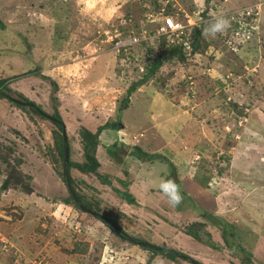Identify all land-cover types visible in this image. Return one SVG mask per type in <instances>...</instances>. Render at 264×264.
<instances>
[{
  "label": "rangeland",
  "instance_id": "374dc122",
  "mask_svg": "<svg viewBox=\"0 0 264 264\" xmlns=\"http://www.w3.org/2000/svg\"><path fill=\"white\" fill-rule=\"evenodd\" d=\"M164 16L186 26L189 43L212 17L229 27L201 35L194 54L165 63L123 108L167 41L130 40L125 50L115 42L153 32ZM0 23V80L13 78L5 94L57 112L73 161L83 158L80 129L119 117L123 128L103 131L96 151L107 181L72 171L96 212L200 264H264V0H0ZM48 117L0 98V155L32 190H0V264H192L131 244L63 203L59 130ZM135 147L160 159L143 162ZM6 171L0 159V184ZM167 179L177 181L178 205L160 190ZM217 218L232 227L233 247Z\"/></svg>",
  "mask_w": 264,
  "mask_h": 264
},
{
  "label": "trees",
  "instance_id": "16d2710c",
  "mask_svg": "<svg viewBox=\"0 0 264 264\" xmlns=\"http://www.w3.org/2000/svg\"><path fill=\"white\" fill-rule=\"evenodd\" d=\"M205 26V25H204ZM0 28H3V25L0 23ZM202 29L200 27H197L194 30V38L192 40L191 43H189L186 39L185 41L188 43L189 48L187 52L185 51V48L182 46V44H164L165 39H161L160 41L163 43H161V45L159 46L158 52H156V55L154 58H152L150 61V64L146 65L143 69V75L141 80L132 83L128 89H127V99L124 100V103L122 105L123 108H125V106L128 103V98L129 96L135 92L140 85H142L143 83H145L149 77H151V75H153L154 73H156L157 70H159L162 66H164L165 63H170L171 61H173V59L177 58L179 61H183L185 60L186 56L190 55V54H194L198 47H199V42H200V37L202 35ZM141 34V33H140ZM139 34V35H140ZM185 35H183L184 38ZM160 43V42H159ZM32 72H27L26 74H22V75H27V74H31ZM19 76H16L15 78H18ZM13 78H7V79H1L0 80V91L5 93V91L9 90L8 88V84L9 81L12 80ZM8 96V95H7ZM0 98L1 99H6L5 96L0 94ZM25 102L28 103H32L27 99H23ZM11 104H14L18 109H22V110H30L33 113L37 114L40 117H48L45 114L41 115L39 114L37 111H35L33 108L31 107H26V106H20L17 105L13 102H10ZM34 104V103H32ZM35 105V104H34ZM36 106V105H35ZM39 110L40 108L38 106H36ZM49 118V117H48ZM52 118L56 119V122H53L55 124V126L57 127V129L59 130V132L54 131L53 132V139H54V144H55V148H56V153L58 155L59 161H61V165L60 168L62 169V160H63V141H62V119L61 117L58 115L57 112L54 113V115L52 116ZM120 124V120L118 117V120H116L115 122H111V123H105L103 125L98 126L94 132H92L91 130L87 129V128H82L80 129V131L78 132L80 138H81V144H82V160L81 161H73L71 159V146H70V142H69V138L68 140V146H69V156H68V161H67V170H68V176H69V180H70V184L74 190V193L77 197V199L82 203L83 206H85L86 208H88L89 210L95 211L93 209V205L91 202H89L88 200H86V198L79 193V190L75 187L76 186V179L72 176V171L76 170L79 173H81L82 175L85 176H89V175H96L98 177L101 178L102 181H107L104 178L105 177H101L98 174V169L100 168V162L97 159L96 156V151L99 145V136L100 134L107 130V129H114V130H119L118 129V125ZM135 150L137 151V157L138 159H140L143 162H152L156 159H160L159 156H157L156 154H148L146 152H143L139 147H135ZM0 159L1 161L7 166L8 171H6V176L5 179L2 181V183L0 184V190L1 191H5L8 190L11 186V183L16 184L18 187L21 186L23 188L24 191L26 192H31L32 190L30 187V184L28 181L30 178L28 176H25L20 169L16 168V167H12V165H10L9 160L6 156H1L0 155ZM163 161V160H162ZM16 164L17 167H19V165L21 164V160L17 159L16 160ZM62 171V170H61ZM59 175L62 178V172H59ZM177 182V181H175ZM130 197V196H129ZM63 203L68 204V205H72L73 207H75L76 209H78L79 211L82 212V210L80 209V207L78 206V204L75 202L74 198L72 197V195L68 192V197L66 199H63ZM128 199V198H127ZM130 202H132L133 200L128 199ZM97 210V209H96ZM205 215V214H203ZM220 226L222 228V238L224 243L229 246V247H233V242L230 241L229 237L234 236V233L232 231H230L228 228H232L231 226H229L224 220H221L220 218H217ZM112 221V220H111ZM116 226L117 224L115 223V221H112ZM195 227L197 228H202V224L200 223H196L194 224ZM106 226V225H105ZM107 228H109L108 226H106ZM119 228V226H117ZM110 229V228H109ZM111 230V229H110ZM112 231V230H111ZM186 234L191 236L192 238H194L197 241H202L197 233V231L195 230H191L190 228L186 230ZM124 240H126L125 238H122ZM174 253L168 252L165 254L159 253V252H155V251H150L153 254H160V255H164L167 258L170 259H176V255L175 253H178L175 250Z\"/></svg>",
  "mask_w": 264,
  "mask_h": 264
},
{
  "label": "water",
  "instance_id": "95a60500",
  "mask_svg": "<svg viewBox=\"0 0 264 264\" xmlns=\"http://www.w3.org/2000/svg\"><path fill=\"white\" fill-rule=\"evenodd\" d=\"M0 94L5 96L7 100H9L10 102H13L17 105L20 106H28L33 108L35 111H37L39 114L43 115L44 113L39 110L34 104L32 103H28V102H24V101H20L17 100L15 98H12L10 96H7L4 92L0 91ZM50 118V117H49ZM50 120L52 122H56V119L54 118H50ZM63 128H62V141H63V160H62V180L68 190V192L72 195V197L74 198L75 202L78 204V206L80 207V209L82 210V212H85L91 216H93L94 218H96L97 220H99L100 222H102L103 224H105L106 226H108L116 235L121 236L123 238H125L128 242H130L131 244L140 246L141 248H144L146 250H152L155 252H159L162 254L171 252L174 253V251H171L167 248H162L159 246H155L152 245L150 243L144 242V241H140L137 240L135 238H132L130 236H128L122 229L118 228L108 217L102 215L101 213H98L96 211H92L89 210L88 208H86L85 206L82 205V203L77 199L74 190L70 184V180H69V176H68V170H67V161H68V156H69V146H68V140H67V136H66V131L64 129V125L62 124ZM119 129H122V124L118 125ZM175 255L177 257L182 258L185 261H190L192 264H200L195 260H192L191 258L184 256L182 254L179 253H175Z\"/></svg>",
  "mask_w": 264,
  "mask_h": 264
},
{
  "label": "built area",
  "instance_id": "2783aa9c",
  "mask_svg": "<svg viewBox=\"0 0 264 264\" xmlns=\"http://www.w3.org/2000/svg\"><path fill=\"white\" fill-rule=\"evenodd\" d=\"M185 28L186 26L183 25L182 22L179 21L178 19L172 16H164L161 25L158 26L153 32L143 31L139 36L137 35V36L123 37L115 42V46L117 45V48L120 47L119 49L125 50L126 47H128L129 45L124 47V45H122L123 42H128L130 40H133L134 42L131 43L138 45L141 44V42H147L155 37H160V38H164L167 41L166 44L168 45L174 43L182 44V46L187 49L189 48V45L183 39ZM134 38L137 39L135 40ZM170 38L172 39L170 40Z\"/></svg>",
  "mask_w": 264,
  "mask_h": 264
},
{
  "label": "clouds",
  "instance_id": "9594fccd",
  "mask_svg": "<svg viewBox=\"0 0 264 264\" xmlns=\"http://www.w3.org/2000/svg\"><path fill=\"white\" fill-rule=\"evenodd\" d=\"M229 27V21L222 17H212L205 25L202 35L205 37H215L217 34H222ZM160 190L167 197L170 205H178L182 201L179 186L175 181L167 179L160 182Z\"/></svg>",
  "mask_w": 264,
  "mask_h": 264
},
{
  "label": "flooded vegetation",
  "instance_id": "af4514ba",
  "mask_svg": "<svg viewBox=\"0 0 264 264\" xmlns=\"http://www.w3.org/2000/svg\"><path fill=\"white\" fill-rule=\"evenodd\" d=\"M119 238H123V237L119 236ZM169 250H170V249H169ZM171 251H172V249H171Z\"/></svg>",
  "mask_w": 264,
  "mask_h": 264
},
{
  "label": "crops",
  "instance_id": "0c3cea01",
  "mask_svg": "<svg viewBox=\"0 0 264 264\" xmlns=\"http://www.w3.org/2000/svg\"><path fill=\"white\" fill-rule=\"evenodd\" d=\"M120 130V129H119ZM119 133H120V131H119Z\"/></svg>",
  "mask_w": 264,
  "mask_h": 264
}]
</instances>
